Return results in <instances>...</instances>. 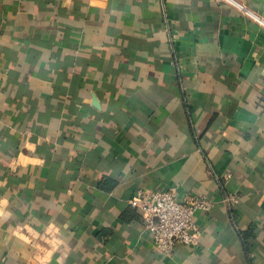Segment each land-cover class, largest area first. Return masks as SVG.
Segmentation results:
<instances>
[{
	"label": "crops",
	"instance_id": "obj_1",
	"mask_svg": "<svg viewBox=\"0 0 264 264\" xmlns=\"http://www.w3.org/2000/svg\"><path fill=\"white\" fill-rule=\"evenodd\" d=\"M170 188L213 207L165 255L129 201ZM0 264H264V26L223 0H0Z\"/></svg>",
	"mask_w": 264,
	"mask_h": 264
},
{
	"label": "built area",
	"instance_id": "obj_2",
	"mask_svg": "<svg viewBox=\"0 0 264 264\" xmlns=\"http://www.w3.org/2000/svg\"><path fill=\"white\" fill-rule=\"evenodd\" d=\"M236 7L246 16L264 26V19L252 12L242 0H223ZM264 3V0H257ZM176 188L168 190H137L129 203L142 213L143 225L151 233L155 249L165 255H171L178 245L189 248L199 246L201 229L196 223L199 211H211L213 202L204 197H189L185 203L177 199ZM230 205L239 202L232 195L225 199Z\"/></svg>",
	"mask_w": 264,
	"mask_h": 264
},
{
	"label": "trees",
	"instance_id": "obj_3",
	"mask_svg": "<svg viewBox=\"0 0 264 264\" xmlns=\"http://www.w3.org/2000/svg\"><path fill=\"white\" fill-rule=\"evenodd\" d=\"M240 235H241V237L243 236L242 232L240 233ZM245 239H246V242H247V241H248V240H247V236H245Z\"/></svg>",
	"mask_w": 264,
	"mask_h": 264
}]
</instances>
